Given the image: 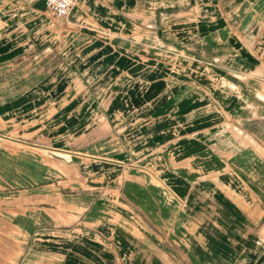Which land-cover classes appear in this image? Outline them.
<instances>
[{
  "label": "crops",
  "instance_id": "0c3cea01",
  "mask_svg": "<svg viewBox=\"0 0 264 264\" xmlns=\"http://www.w3.org/2000/svg\"><path fill=\"white\" fill-rule=\"evenodd\" d=\"M189 23L196 52L173 32ZM127 29L162 38L136 36L134 51ZM9 62L77 84L44 94L36 136L0 120V264H264V0H77L64 20L43 0H0ZM30 96L1 112L29 117ZM24 147L41 153L39 181Z\"/></svg>",
  "mask_w": 264,
  "mask_h": 264
},
{
  "label": "rangeland",
  "instance_id": "374dc122",
  "mask_svg": "<svg viewBox=\"0 0 264 264\" xmlns=\"http://www.w3.org/2000/svg\"><path fill=\"white\" fill-rule=\"evenodd\" d=\"M225 6V4L223 5ZM225 11V9H224ZM218 15L221 17L223 20L222 24L225 27H228L227 21L225 20L226 16L222 12V8L218 7ZM213 13L212 11H209L207 14V23H206V35L207 38H211L214 34V26H213V20L211 19ZM128 30L127 29V38L129 39L128 42L130 46L128 47L131 50L138 51L140 50L142 46L140 45H135V39L134 37L138 36H150L152 35L150 32L146 31H141L140 34H137V32ZM176 33L179 38H184V42L187 44H190V51L196 52L197 47H198V38L201 37L198 31V27L196 24H191L185 26V29L179 30L176 29L173 31ZM161 32H159L160 35ZM154 37H157L160 39L162 36H157V35H152ZM167 36V35H165ZM163 35V37H165ZM200 36V37H199ZM142 37V39L144 38ZM141 38V37H140ZM203 39V35H202ZM177 42H180L179 40ZM208 43V42H207ZM163 46V45H162ZM166 46H163L165 48ZM176 48V47H174ZM181 49V48H180ZM180 51L178 48L174 51ZM222 62V61H221ZM223 66H227L225 63H220ZM52 65H49L48 63H36V62H30V63H22V62H9L0 64V70L5 71L9 70V74H0V120H3V122H9V125L11 123H14L13 125H10L7 129L5 127H0L2 131H8L9 132H15L18 130L19 134H23L25 136H36L37 134V128L38 124L40 121L38 120V104L42 103L44 101L43 98H45V93L47 94V100H51L54 102L55 97L53 95V88L55 87H69L70 82H73V85L77 84V80H70V79H56V78H39V77H33L30 71H40L46 69V67H49L48 69H52ZM209 66H213L212 64H209ZM25 71V72H23ZM30 93V101L31 102V107L35 108L36 110L32 111L29 113V117L27 116L26 118L21 117V112L20 111H12L9 110L8 112H1V109L4 108L7 104L9 103V107L11 105H14L16 101H18L21 97L22 94H27ZM39 95V96H38ZM71 96H68V98ZM45 98V100H46ZM41 99V100H38ZM43 99V100H42ZM222 113L224 116H227L231 118L230 114L224 112L222 110ZM43 114V113H42ZM29 119V120H28ZM22 120H26L22 122ZM28 120V121H27ZM24 123V126H23ZM29 123L28 125H26ZM249 130V131H248ZM252 130L257 131V128H246V127H239L238 130L236 131V137H238L239 140H242L241 142L247 141V139H244L246 136L245 135H251L254 138H260V133L258 132H252ZM35 131V132H33ZM251 131V132H250ZM250 139V138H249ZM258 143L262 145L260 140H258ZM10 146H13V144L9 143ZM25 150L30 154L29 160L31 165L29 166L30 168V177H31V182L32 181H39L42 178V173L40 172V167L42 165H39L38 163V158L40 151L39 149H36L34 147H24ZM20 151L19 149H14V148H9V169L18 171V177L19 180L15 178V176L11 175V178H13V181L17 183L16 186H10L11 192L12 193H19L21 192L20 189H22L21 183V176H22V168H23V163L20 157L21 153H16ZM39 153V154H38ZM40 166V167H39ZM45 176V175H44ZM19 184V185H18ZM18 187V188H16ZM34 254V253H33ZM42 264H53L54 260L52 258H49L47 254L43 257L38 258ZM31 261H37V256L34 257ZM32 264V263H31ZM56 264H58V261H56Z\"/></svg>",
  "mask_w": 264,
  "mask_h": 264
},
{
  "label": "built area",
  "instance_id": "2783aa9c",
  "mask_svg": "<svg viewBox=\"0 0 264 264\" xmlns=\"http://www.w3.org/2000/svg\"><path fill=\"white\" fill-rule=\"evenodd\" d=\"M46 10L60 20L67 19L77 0H43Z\"/></svg>",
  "mask_w": 264,
  "mask_h": 264
}]
</instances>
